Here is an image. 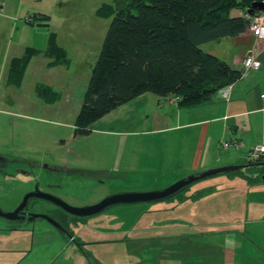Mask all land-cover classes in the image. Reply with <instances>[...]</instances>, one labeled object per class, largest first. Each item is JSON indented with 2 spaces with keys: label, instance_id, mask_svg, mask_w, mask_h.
I'll list each match as a JSON object with an SVG mask.
<instances>
[{
  "label": "rangeland",
  "instance_id": "obj_1",
  "mask_svg": "<svg viewBox=\"0 0 264 264\" xmlns=\"http://www.w3.org/2000/svg\"><path fill=\"white\" fill-rule=\"evenodd\" d=\"M114 2L115 0H0V160L10 164L11 174L8 177H4V174L3 177L0 176V207L4 211L17 208L25 195L36 187L73 207L80 208L95 205L116 194L158 191L172 185L164 188H156L151 184L144 185L142 182L144 176L138 173L126 174L120 171L108 176L98 167L106 166L109 162L107 160H110V165L114 164L124 138L90 133L88 139L74 135L84 94L112 23L113 17H105L100 11L104 5L112 6ZM43 16L49 17L50 21L45 22ZM51 40L61 50L57 56L48 51ZM29 49L38 53L34 54L28 63L21 86L10 85L8 80L12 61L25 58ZM57 59L60 61L59 64H55ZM38 86L45 89L42 90L44 95L42 97L38 95ZM50 100L53 101L48 102ZM126 104L107 114L124 119L122 124L115 128L132 133L131 140L134 142H142L144 139L149 141L144 133L154 127L148 123V117L142 111L145 107L135 103ZM123 106L124 108H120ZM94 127L98 128L99 125H92V132ZM165 137L167 141L166 135L155 136L161 146ZM103 147L110 148L102 150ZM73 173L79 175L83 173L87 177H79ZM92 174L94 175L91 176ZM228 176L229 174L220 175L199 181L180 195L165 201L114 206L102 217L94 219L99 221L105 216L112 215L98 229L92 217L88 218L89 234L93 239H99L97 232L94 233L99 228L108 233L103 238L108 242L97 245V249L93 251L99 254L125 252L126 249H128L126 252H145L144 264H147L149 255L154 260L153 264H157V261L165 258L163 252L170 249L169 239H179L185 235L177 233L184 232L182 228L200 220L203 229L206 219L208 220L210 216L202 215L199 204L224 191V183L227 182L224 180H227ZM235 176L241 175H232ZM222 181L224 185L221 188L199 191L203 185ZM150 182L151 180L147 183ZM232 186L237 187L235 184ZM227 189L225 191H228ZM191 195H194L193 199H190ZM189 202L199 203L189 207ZM51 207H53L51 203L33 201L28 212L46 214ZM156 211L164 212L157 214ZM155 215L163 222L158 224L153 221ZM220 217L227 221L232 217L225 206L223 214L216 216L218 218L216 221H219ZM152 221L156 224L152 225ZM107 224L110 225L111 231L108 230ZM5 225L12 224L0 219V227ZM16 226L21 230L17 232V237L11 235L2 237L9 238V245L18 244L21 239L27 240L30 234L28 252L58 251L57 247L54 249V246H57L55 238H48L47 241L45 239V233L52 230L47 221L42 219L35 222L25 221ZM128 228L133 229L128 232L129 238L138 236L143 238V241L137 245L135 242L127 245L123 243V239L122 243L110 242L111 239L125 237L119 230ZM173 228L181 229L173 233L171 231ZM82 229L83 227L73 228V232L76 236H81ZM112 230H117V234L111 235ZM140 230H143L142 233ZM32 231H35V243ZM158 237L164 238L157 240ZM38 245L41 247L36 250ZM0 248H2L0 252L8 250L3 248L2 242ZM42 258L38 253L30 262L42 264L45 257ZM102 259L108 263L106 258Z\"/></svg>",
  "mask_w": 264,
  "mask_h": 264
},
{
  "label": "crops",
  "instance_id": "obj_2",
  "mask_svg": "<svg viewBox=\"0 0 264 264\" xmlns=\"http://www.w3.org/2000/svg\"><path fill=\"white\" fill-rule=\"evenodd\" d=\"M232 13L233 16L246 15L244 10H234ZM254 48L258 49L262 67L259 71L243 77V61ZM201 50L240 72L238 80L232 84L229 100L215 95L207 103L181 108L178 103H170L171 97L155 94L150 96L152 93H145L133 99L127 104L135 103L145 107L142 111L148 117V123L154 127L144 133L149 141H132V133L115 128L122 124L124 119L112 114L106 115L93 124L99 127L92 128L91 135L120 136L124 140L120 144L114 164L110 165V160H107V165L98 167L99 169L108 176L120 171L126 174L138 173L144 176V185L164 188L190 174L225 165L245 164L248 162L246 153L255 146L264 144V41L256 40L248 30L238 37H227L204 44ZM91 135L86 138L89 139ZM159 135L167 136V141L166 137L162 140L163 146L159 145L158 139L155 138ZM235 137H239L243 142L244 147L240 152L224 151L220 148L223 141ZM106 148L110 147H103L102 150ZM102 155L104 156L103 151ZM109 156L111 157L110 154ZM258 172L264 174V170L259 169L249 173ZM149 180L151 182L147 183ZM249 180L243 175L228 176L227 180H224L227 181L225 183L222 181L201 186L199 191L221 188L225 184L224 188H228V191L217 193L199 204L202 215L210 216L206 219L203 229L202 222L196 220L182 228L184 232H177L184 233V237L168 238L170 249L163 252L165 258L157 261V264H264V182ZM232 184L240 189L234 188ZM192 197L194 195H191L190 199H193ZM195 204L189 202V207ZM224 206L232 217L229 221L222 217L216 221V216L223 214ZM155 216L153 221L157 222L160 218ZM153 221L152 225L156 224ZM89 228L88 231L82 230L80 235L88 237ZM101 229H94L99 239L92 240L105 241L103 238L108 233ZM178 229L181 228H173L171 231L176 233ZM117 232L112 231L110 234ZM119 232L121 234L122 231ZM178 234L173 235L179 236ZM32 235L35 243V231ZM57 235L54 230L45 233L46 241L48 238H55L57 246H54V249L57 247L58 250L56 252H28L30 234L27 240L13 239L20 241L12 245L8 244L9 238H2L0 235V245L2 242L3 248L8 249L7 252H0V264H32L30 259L38 253L40 258L45 257L42 264H90L80 252H75L74 245L66 238H58ZM11 236L17 237V233ZM112 240L114 239L110 241ZM40 247L38 245L36 250ZM44 253L49 255L43 256ZM93 253L100 264H144L146 257L145 252ZM102 257L106 258L108 263H105ZM153 261L149 255L147 264H153Z\"/></svg>",
  "mask_w": 264,
  "mask_h": 264
},
{
  "label": "trees",
  "instance_id": "obj_3",
  "mask_svg": "<svg viewBox=\"0 0 264 264\" xmlns=\"http://www.w3.org/2000/svg\"><path fill=\"white\" fill-rule=\"evenodd\" d=\"M256 2L264 0H115L112 6L104 5L100 12L112 16V23L83 97L75 137L89 136L94 123L145 93L178 97L181 108H191L232 85L240 72L204 53L201 46L250 30L261 13L248 14ZM234 10L246 15L233 16ZM48 51L57 56L61 50L51 40ZM37 53L29 49L25 58L12 61L10 85L21 86ZM43 89L37 87L40 97ZM234 174L242 175L229 176Z\"/></svg>",
  "mask_w": 264,
  "mask_h": 264
},
{
  "label": "water",
  "instance_id": "obj_4",
  "mask_svg": "<svg viewBox=\"0 0 264 264\" xmlns=\"http://www.w3.org/2000/svg\"><path fill=\"white\" fill-rule=\"evenodd\" d=\"M256 12H261V13L264 12V2H256L248 10V14L250 16H253ZM258 169L264 170V162L248 161L245 164L220 166L210 170L190 174L163 190L116 194L103 199L102 201H100L95 205L80 207V208L73 207L64 200L57 198L49 193L41 192L39 188L36 187L34 191L29 192L28 194L25 195L22 203L15 210L4 211L0 207V219L6 221L9 224L15 225L14 227L17 228L18 227L16 226L17 224L26 221L25 209L28 208L29 203L34 199L43 200L48 203H51L54 206L58 207L61 211H63V213L71 217L90 218L104 212L105 210L113 206L165 201L167 199L179 195L184 190L188 189L193 184L199 181L220 175H228L238 172L241 173L245 178H248L250 180L256 179L258 181L264 182V174H260V172H258L257 174L249 173L252 170H258ZM73 174H76V176L79 175L77 173H73ZM93 175L94 174H92L91 176ZM79 177L84 178L87 177V175L81 173ZM28 217L29 218L27 221L29 222H35L37 219L46 220L51 226H53L59 232H64L67 236L69 235L62 228L61 224L58 221L54 220L49 215L29 214ZM80 253L90 264H99V261L97 260V258H95L94 253L91 254L90 252H88V254L87 252H80Z\"/></svg>",
  "mask_w": 264,
  "mask_h": 264
},
{
  "label": "flooded vegetation",
  "instance_id": "obj_5",
  "mask_svg": "<svg viewBox=\"0 0 264 264\" xmlns=\"http://www.w3.org/2000/svg\"><path fill=\"white\" fill-rule=\"evenodd\" d=\"M264 162V161H263ZM9 166L10 164H8V162L6 161H1L0 160V176L3 177V174H4V177H8V176H11V174H9ZM39 188V187H38ZM35 190V189H34ZM33 190V191H34ZM40 190V189H39ZM41 191V190H40ZM32 192V191H31ZM42 192V191H41ZM46 193V192H44ZM181 194V193H180ZM179 194V195H180ZM178 196V195H177ZM67 198V197H66ZM187 199V198H186ZM188 200V199H187ZM33 201H43V200H32L30 203H29V206L31 205V203ZM46 202V201H44ZM185 203V201H182ZM22 203V202H21ZM20 203V204H21ZM19 204V205H20ZM140 204V203H139ZM53 205V204H52ZM131 205H134V204H131ZM29 206L27 209H25V215H26V221L28 220V215H29V212H28V209H29ZM114 207V206H113ZM112 207H110L109 209H111ZM16 209V208H15ZM14 209V210H15ZM107 209V210H109ZM105 210L104 212L92 217V221H95L94 224L97 226L99 225H103L107 220H108V217H112V215L110 216H105V218L103 220H99V221H96L94 219H98L100 217H102V215H104V213L107 211ZM157 210V209H156ZM159 210V209H158ZM163 210V209H162ZM164 210H167V208H164ZM13 211V210H12ZM164 211H156L155 213H162ZM47 215L51 216L54 220L58 221L62 228L65 230V232L67 234H69L68 236L64 233V232H59L57 229H55L53 226H51L49 223V225L52 227L51 229L54 230L56 232V234H58V238H66L67 241L69 243H71L72 245H74V249H75V252H90L93 253L96 248L97 245L99 244H102V243H105V241L103 240H92L93 237H91L90 234H88V237H82V236H79V238L75 235V233L73 232V228H80L83 227V229H88L89 227V219L88 218H77V217H71L69 215H66L65 213H63V211H61L58 207L54 206L49 208V212H46ZM111 219V218H109ZM38 220V219H37ZM43 220V219H42ZM46 221V220H45ZM163 222L161 219H158L157 220V223H161ZM11 226V227H9ZM5 225L3 227H0V235L1 236H5V235H12V234H15L17 233L18 231L21 232L20 227H14L15 225ZM107 228L109 231H111V227L110 225L107 224ZM116 228V227H115ZM82 229V230H83ZM129 229V228H128ZM125 229L123 230L122 232L125 234V237H121L120 239H114L110 242H121V240L123 239V243H126L127 245L129 243H136V245L138 244V242L140 241H143V238H139L138 236L136 238H129V235H128V232H131L133 231V229ZM81 230V231H82ZM156 230V229H155ZM30 231V230H29ZM113 231V230H112ZM34 232V231H32ZM116 232V230H114V233ZM137 232V231H136ZM140 232L142 233V230H140ZM112 233V232H110ZM117 234V233H116ZM114 234V235H116ZM185 235L181 236V237H184ZM70 238V239H68ZM161 238H164V237H160L158 239H161ZM157 239V238H155ZM122 243V242H121ZM128 249L124 250L125 252L127 251ZM96 263V262H95ZM100 264V263H99Z\"/></svg>",
  "mask_w": 264,
  "mask_h": 264
},
{
  "label": "built area",
  "instance_id": "obj_6",
  "mask_svg": "<svg viewBox=\"0 0 264 264\" xmlns=\"http://www.w3.org/2000/svg\"><path fill=\"white\" fill-rule=\"evenodd\" d=\"M253 37L258 41H264V12L257 15L250 28ZM262 67L259 60V52L257 48L250 50L243 61V77H247L251 72L259 71ZM232 90V85L222 88L218 92V96L223 100L228 101ZM180 99L172 96L170 103H178ZM244 147L243 142L239 137H235L232 140L223 141L220 148L224 151L240 152ZM248 161L262 162L264 161V144L255 146L246 153Z\"/></svg>",
  "mask_w": 264,
  "mask_h": 264
}]
</instances>
